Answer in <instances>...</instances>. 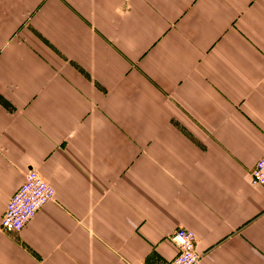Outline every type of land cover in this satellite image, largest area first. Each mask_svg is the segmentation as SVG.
Instances as JSON below:
<instances>
[{"label":"crops","instance_id":"0c3cea01","mask_svg":"<svg viewBox=\"0 0 264 264\" xmlns=\"http://www.w3.org/2000/svg\"><path fill=\"white\" fill-rule=\"evenodd\" d=\"M263 154L264 0H0V264H264Z\"/></svg>","mask_w":264,"mask_h":264},{"label":"built area","instance_id":"2783aa9c","mask_svg":"<svg viewBox=\"0 0 264 264\" xmlns=\"http://www.w3.org/2000/svg\"><path fill=\"white\" fill-rule=\"evenodd\" d=\"M250 178L253 184H264V154L257 159ZM55 196V186L38 169L27 170L22 183L7 202L1 221L3 229L21 230ZM171 239L176 242L178 252L167 264H202L193 229L181 226L174 231Z\"/></svg>","mask_w":264,"mask_h":264},{"label":"rangeland","instance_id":"374dc122","mask_svg":"<svg viewBox=\"0 0 264 264\" xmlns=\"http://www.w3.org/2000/svg\"><path fill=\"white\" fill-rule=\"evenodd\" d=\"M54 198H55V197H54ZM54 198H53V199H54Z\"/></svg>","mask_w":264,"mask_h":264}]
</instances>
